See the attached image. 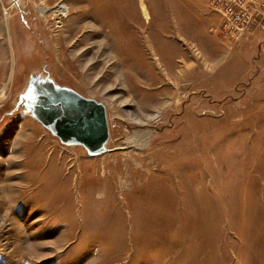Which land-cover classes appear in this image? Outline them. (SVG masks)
I'll return each instance as SVG.
<instances>
[{
	"label": "rangeland",
	"instance_id": "rangeland-1",
	"mask_svg": "<svg viewBox=\"0 0 264 264\" xmlns=\"http://www.w3.org/2000/svg\"><path fill=\"white\" fill-rule=\"evenodd\" d=\"M209 2L0 0V264H264V0L230 41ZM32 74L105 105L106 152L14 111Z\"/></svg>",
	"mask_w": 264,
	"mask_h": 264
},
{
	"label": "water",
	"instance_id": "water-1",
	"mask_svg": "<svg viewBox=\"0 0 264 264\" xmlns=\"http://www.w3.org/2000/svg\"><path fill=\"white\" fill-rule=\"evenodd\" d=\"M19 110L33 116L64 145L82 146L91 156L107 151L110 131L105 105L51 76H30L16 100L14 111Z\"/></svg>",
	"mask_w": 264,
	"mask_h": 264
},
{
	"label": "built area",
	"instance_id": "built-area-1",
	"mask_svg": "<svg viewBox=\"0 0 264 264\" xmlns=\"http://www.w3.org/2000/svg\"><path fill=\"white\" fill-rule=\"evenodd\" d=\"M258 2L260 0H210V9L221 17L222 37L229 41L234 38L241 40L256 30L251 12Z\"/></svg>",
	"mask_w": 264,
	"mask_h": 264
},
{
	"label": "bare ground",
	"instance_id": "bare-ground-1",
	"mask_svg": "<svg viewBox=\"0 0 264 264\" xmlns=\"http://www.w3.org/2000/svg\"><path fill=\"white\" fill-rule=\"evenodd\" d=\"M60 4V3H59ZM45 6V5H44ZM48 6V5H47ZM46 6V7H47ZM45 7V8H46ZM40 8V13H41V17H43V18H45V17H47V16H45V15H47V14H49L50 12H49V10L50 9H45L44 7H43V5L42 6H39L38 7V9ZM145 9V8H144ZM67 10H68V6L67 5H65V4H62V5H58V6H56V7H54V11H53V15H54V18L55 19H61V17H62V15H64L66 12H67ZM146 13V12H145ZM148 16V15H147ZM49 19V18H48ZM1 94H4V91H2L1 92ZM132 142V141H131Z\"/></svg>",
	"mask_w": 264,
	"mask_h": 264
},
{
	"label": "crops",
	"instance_id": "crops-1",
	"mask_svg": "<svg viewBox=\"0 0 264 264\" xmlns=\"http://www.w3.org/2000/svg\"><path fill=\"white\" fill-rule=\"evenodd\" d=\"M234 78H236V77H234ZM238 83V82H237ZM236 83V84H237ZM126 262H127V264H131V259H127V260H125Z\"/></svg>",
	"mask_w": 264,
	"mask_h": 264
},
{
	"label": "flooded vegetation",
	"instance_id": "flooded-vegetation-1",
	"mask_svg": "<svg viewBox=\"0 0 264 264\" xmlns=\"http://www.w3.org/2000/svg\"><path fill=\"white\" fill-rule=\"evenodd\" d=\"M43 76H45V75H43ZM46 76H49V74H48V75H46ZM62 86H64V85H62Z\"/></svg>",
	"mask_w": 264,
	"mask_h": 264
}]
</instances>
